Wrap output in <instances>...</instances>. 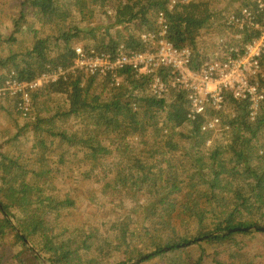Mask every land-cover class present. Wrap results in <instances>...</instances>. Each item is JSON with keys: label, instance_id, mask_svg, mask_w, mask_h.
<instances>
[{"label": "trees", "instance_id": "obj_1", "mask_svg": "<svg viewBox=\"0 0 264 264\" xmlns=\"http://www.w3.org/2000/svg\"><path fill=\"white\" fill-rule=\"evenodd\" d=\"M262 1L20 0L12 30H0V90L46 73L65 76L29 85L34 119L20 116L23 98L10 112L17 135L0 142V246L19 250H2L0 264L262 263L264 251L253 249L264 242V94L255 116L250 98L231 92L220 109L210 101L198 111L175 66L147 74L126 63L120 79L75 67L79 47L115 61L120 51L156 50L163 31L189 49L193 69L206 53L204 31L229 35L237 56L262 36ZM157 77L162 92L154 90ZM257 79L264 91V56ZM59 97L66 106L51 107ZM217 112L225 133L209 145ZM79 149L73 160H91L81 178L93 179L99 167L104 195H87L86 212L76 202L78 180H62L67 155ZM108 197L139 210L118 205L97 225Z\"/></svg>", "mask_w": 264, "mask_h": 264}, {"label": "built area", "instance_id": "obj_2", "mask_svg": "<svg viewBox=\"0 0 264 264\" xmlns=\"http://www.w3.org/2000/svg\"><path fill=\"white\" fill-rule=\"evenodd\" d=\"M264 7V0L261 3ZM162 21V20H161ZM165 31L161 32V38L159 40L158 48L156 50H144V51H134L130 54H126L124 51H120L117 59L111 61L108 55H98L92 52V54H87L82 48H77L78 57L75 61V67L77 69L86 70L87 73H101L106 74L109 70L113 71V76L116 78L119 73L121 66L127 67L124 64L128 63L140 69V71L147 74L155 73L159 70V67L163 65H172L179 69L181 75V69L185 68L189 72H195L198 69L190 68L188 65L190 51L188 48L180 50L175 47L164 36ZM264 56V31L262 36L253 41L251 44L247 45V48L242 54H237L233 56L232 54L226 55L219 60L201 61L204 64V77L203 79L206 83L215 82L214 87L208 86V88H201L202 91L193 88V103L197 106L198 111L202 110L205 102H210L215 105L216 109H220L224 102V91L230 88L233 91V95L237 99H244L249 97L252 101L250 103L251 115L255 116L259 106L260 101H262V95L264 94L263 88L261 87L260 81L257 79L262 73V61L261 58ZM219 61V62H218ZM219 64V65H217ZM217 65V66H215ZM225 68L222 69V66ZM215 66V67H214ZM213 68V69H212ZM216 68H220L222 71V76L219 78L212 77V71ZM212 69V70H211ZM211 70V71H210ZM191 75V74H190ZM258 75L256 78L254 76ZM65 76L64 72H52L46 73L32 82H22L17 85V88L23 89L27 92L29 85L32 88L39 89L50 81H54L57 78ZM182 82H185L183 76L178 77ZM12 82L8 83V87L5 90L11 89ZM154 90L156 92H162L165 90L164 82L157 77L153 84ZM234 88V89H233ZM215 91L209 93L210 90ZM21 92V91H20ZM19 92V93H20ZM22 93V92H21ZM25 93L26 101L24 100L23 111L28 110L27 105L29 104V95ZM250 96H247V95ZM198 100V101H197ZM204 111V109L202 110ZM201 111V112H202ZM216 122V121H215ZM218 122H216L217 125ZM214 122H210L209 129L211 127H216Z\"/></svg>", "mask_w": 264, "mask_h": 264}, {"label": "rangeland", "instance_id": "obj_3", "mask_svg": "<svg viewBox=\"0 0 264 264\" xmlns=\"http://www.w3.org/2000/svg\"><path fill=\"white\" fill-rule=\"evenodd\" d=\"M20 9H21L20 0H0V30L5 32V34L9 33L10 30H12V28L14 26L13 17L16 16L17 14H19ZM242 10H243V12L246 11V9H242ZM23 25L25 27H30L31 26V20L28 19L26 22L23 23ZM229 31H230V33H232L231 30H229ZM228 37H229V35L221 36L219 29L217 31H215V33H213L212 30L204 31V35L200 41L201 42L200 47L203 48L204 52H206V53L201 58V61H205L206 63H208V61L219 60L222 57H225L227 54L230 55L233 48L228 46V44L226 43V39ZM152 46H153V44H152ZM235 50L237 52H239L238 49H235ZM4 51H5V46L0 43V55L3 54ZM262 60H263V57L261 58V61ZM217 65H219V64H217ZM217 65H215V66H217ZM203 66H204V64H201V67H200L201 69H198L195 72H189L185 68L181 69L182 76L185 79V82H183V83L186 87H188L189 89L194 88V89L200 90V91H202L201 88L207 89L208 86H210L212 88L214 87L215 82L206 83V81L203 79V77H204L203 72L205 70L203 68ZM224 68H225V65L222 66V69H224ZM220 76H222V71L220 68H216L215 70L212 71V77L213 78H219ZM120 78H122V75H118L116 77V79H120ZM11 82H12L11 89L8 93H5V91H7V90H0L1 91L0 92V127L2 128L1 132H0V142L3 139V136H8L11 133L14 134V136L17 135L16 134L17 129H16L14 123L12 121L10 123V121L8 119L9 117H11L10 112L12 111L13 104L15 103L16 99L24 98L25 102H27L26 97L24 95L27 92L23 89L17 88V85L19 83H22L23 81H11ZM208 90H210V89H208ZM20 91L22 92L21 95L19 93ZM208 92L209 93H212V92L216 93L213 90H210ZM226 92H231L233 94V91L230 88H227L224 91V95L226 94ZM61 100L62 99H60V97L58 98V100H52V102L50 100L46 103L45 106H47L50 102H51L50 104L52 105L51 107L56 106L58 104L66 106L65 104H63V101H61ZM55 101H57V103H55ZM27 107H28V110H24V111L20 112V116L22 117V119L24 121L33 118L32 115L34 114L35 105H33V103H32V97L30 98V101H29V104L27 105ZM209 109H210V107H209ZM217 116L219 118L215 117V121L220 124L221 117L218 115V112H217ZM213 118L214 117H212V119ZM219 124L216 125L215 130L209 131V134H210L209 135L210 137L208 139L209 145L212 144L217 139H219L220 137L224 136L225 128L223 126L219 127ZM8 125L11 127L12 132L5 130L8 128ZM29 135L31 137H33L35 135L33 128L32 129L29 128ZM18 139L22 142L21 135L18 136ZM31 140H32V138H31ZM28 150H29V146H26L25 151H28ZM79 151H84V150H81V149L72 150L67 155V160H65V162L68 163V167L66 168L65 178H63L62 180H66V181L78 180L74 183L73 190H75L74 194L76 195L75 198H76L77 205H79L80 209H82L84 212H86L87 195L97 194L98 199H102L104 197V195H100V198H99L98 189H99L100 185L102 184V181H100L98 179V174L101 173V170L99 167H96L95 170L93 171V176H92L93 179L89 178L88 180H86V179L81 178L82 175L85 174L86 170H89V172H90L91 160L90 161L85 160V157L73 160V158H75V157L82 156ZM69 159H71V160H69ZM94 175H95V177H94ZM102 202L105 205V207H103L101 209V211H96L97 213H96L95 219L99 220L97 225L99 223H104L106 221V218L108 217V215H107L108 211L112 210L115 213V215L118 214L119 212L115 211L116 206H118V205H119V208L121 206L122 209L123 208H124V210L130 209V210H132V212H138V210H139L136 206H134L133 202L128 203L124 207H123L122 202L116 203V205H115L114 202H116V199L114 200L113 197H108V202H105V201H102ZM100 230H102V229L100 228ZM260 240H262V239L260 238ZM250 244L252 247L253 242H250ZM5 246L6 247L0 246V261L3 260L2 259V250L5 249V250H10L12 252H14V250H17V249L19 250V248L13 247L10 244H6ZM255 246H256V248L253 250H263L264 251V242L263 241H259L258 243H255ZM261 264H264V256H263Z\"/></svg>", "mask_w": 264, "mask_h": 264}, {"label": "water", "instance_id": "obj_4", "mask_svg": "<svg viewBox=\"0 0 264 264\" xmlns=\"http://www.w3.org/2000/svg\"><path fill=\"white\" fill-rule=\"evenodd\" d=\"M252 229H254V227Z\"/></svg>", "mask_w": 264, "mask_h": 264}]
</instances>
